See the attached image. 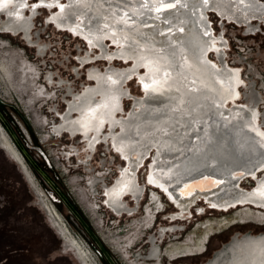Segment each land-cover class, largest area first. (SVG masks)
I'll return each instance as SVG.
<instances>
[{"label":"bare ground","instance_id":"bare-ground-1","mask_svg":"<svg viewBox=\"0 0 264 264\" xmlns=\"http://www.w3.org/2000/svg\"><path fill=\"white\" fill-rule=\"evenodd\" d=\"M60 1L65 2L60 9L65 22L58 20L57 24L65 23L66 31L84 40L86 48H95L92 59L111 47L113 52L108 57L112 61L132 63L131 68L126 65L94 76L95 86L87 90L98 87V93L79 109L80 116L85 114L75 126L88 133L98 121L99 131L109 130L112 147L120 155L118 159L113 151L118 160L115 172H119L122 162V170L128 164L129 168L137 169L135 182L143 189L141 196L145 185L150 187L149 191L159 193L155 199L149 194L154 207H147L146 215L164 204L170 207L169 211L160 210L165 222L160 223L156 237L155 233L147 237V243L151 237L159 241L165 236L162 225L180 223L178 219L191 215L189 208L199 206L196 203L200 201L220 214L247 205L264 210V132L259 127L256 110L245 107V103L238 104L242 99L238 89L240 86V91L244 89L245 81L226 65L223 52L214 47L217 42L214 37L225 39L221 33L215 34L209 21L210 13H214L235 26L247 27L251 21H258L260 26L264 23L260 22L264 19V2L54 0L57 4ZM47 19L46 23L56 27ZM0 31L11 35L1 25ZM210 54L216 55V62L210 59ZM128 81L140 88V98L130 94ZM123 98L133 102L129 111L123 110L126 101ZM60 100L64 107L66 102ZM61 111L64 114L66 107ZM107 123L109 127L104 128ZM99 144L105 146L103 142ZM140 167H144L141 184L137 176ZM242 180H253V187L245 188ZM112 181L115 179L106 185L112 186ZM140 195L131 198L129 193L123 194L121 201L130 209L123 210V215L133 216ZM100 196L101 206L113 212L105 193ZM159 252L157 247L156 262L165 256L164 253L160 258ZM205 264H264V233L234 237Z\"/></svg>","mask_w":264,"mask_h":264},{"label":"rangeland","instance_id":"rangeland-1","mask_svg":"<svg viewBox=\"0 0 264 264\" xmlns=\"http://www.w3.org/2000/svg\"><path fill=\"white\" fill-rule=\"evenodd\" d=\"M42 8L38 7L32 16L34 28L32 31L38 32L41 43L47 45L42 53L36 52L35 47L24 42L19 35H0V125L23 157L41 194L55 207L61 217V223L80 244V256L83 260L89 264H109L104 256L106 252L114 264H132L133 261L153 263L156 260H145L150 248L147 237L154 233V236H157V228L160 223L165 222L160 210L169 211L170 207L161 199L165 206L162 205L157 211L152 212L151 223L147 225L143 222L139 234L124 242L126 235L134 232V228H131L132 221L145 218V209L154 207V202H150L149 199L150 187L145 185L143 195L131 217L116 215L101 206L100 189L103 188V183L109 184L116 175L118 163L116 155L99 142L93 150L84 153L85 147H82L80 138L75 137L71 140L65 134L56 135L51 127L57 119L50 105L58 104V110H62L60 99L63 98L60 94L63 91L54 86L53 88L47 86V94H39L32 90L33 86L30 89L21 83L18 70L13 65L9 66L12 60L34 64L32 74L34 87L43 86L45 72L52 71L54 80H57L56 77H63L73 84L74 91L81 89L84 83L82 79L84 76L81 74L83 70L78 76H74L71 68L75 66L77 54L85 49L84 43L81 39L71 36L68 31L46 23L47 11ZM211 14L209 21L212 30L215 34L221 33L226 44L229 42L227 50L225 49L228 63L241 69L240 76L248 84L246 89L244 87L240 91L242 99L239 102L241 104L246 100L249 102L247 96L253 98L256 95L260 96L259 109L264 113V23L259 26V22L255 21L252 24L253 29L249 30L247 27L235 26L225 21L220 23V19ZM0 34L3 33L0 31ZM210 57L213 60L212 56ZM96 64L99 68L103 67L101 63ZM114 65L118 66V63ZM8 66L12 69L11 76L6 74V68L3 69ZM127 83L132 95L140 98V89L132 81ZM123 107L128 109L127 100ZM261 123L264 127V120ZM15 140L22 144V153L17 148ZM71 144L82 147L78 149V156L74 153L67 155L68 152H73L69 151ZM23 154L30 158L37 170L28 165ZM143 174L144 167H140L137 172L140 184ZM94 176L98 180L96 179L91 186L90 179ZM245 181L242 180L241 184L245 188H250L253 180ZM200 202L196 203L200 209L194 204L189 208L191 215L178 219L179 234L168 233L157 241L160 258L164 253L166 255L167 251H171L174 244H182L191 237H198L202 232L200 224L205 222L221 223V226L214 227L213 236L206 244L207 250L204 255L183 256L175 264H205L217 250L234 237L264 233V228L248 223L238 222L227 229L223 228L226 225L224 222L230 220V223H233L239 221L237 216L244 217L247 213L246 208H237L220 214L217 211L213 212L214 209L208 207L206 203ZM38 203L39 199L33 185L30 186L13 157L0 144V264H82L72 248H64L63 238L47 212ZM76 242L73 241V244L78 250ZM119 244H123L121 249L118 248ZM164 257H162L164 264H171L172 259L167 255Z\"/></svg>","mask_w":264,"mask_h":264},{"label":"flooded vegetation","instance_id":"flooded-vegetation-1","mask_svg":"<svg viewBox=\"0 0 264 264\" xmlns=\"http://www.w3.org/2000/svg\"><path fill=\"white\" fill-rule=\"evenodd\" d=\"M37 1V2H34ZM30 2V3H29ZM261 2V1H260ZM65 5L64 1H60L58 4L54 2V0H0V25L2 30H5L6 32H9L11 35H22V39L24 42L28 43V44H32L33 46H35V50L38 53H42L43 50L45 49V47H47V45L42 44L41 40H39V35L38 32H34V31H30L32 29V13L38 8V7H45L46 9V16H45V20L47 19V22H51L53 23L57 29H62V30H67L65 28V23H60L57 24L58 20H64V18L60 17L61 14V7H63ZM28 8L29 12H25L24 9ZM25 12V13H24ZM214 15V13H212ZM215 17H217L215 15ZM220 20L226 21L224 19L218 18ZM264 22V19L260 20V22ZM65 22V21H63ZM227 23H231L232 22H228ZM252 22V21H251ZM249 23V25H245L248 28L249 27H253L252 24L253 23ZM235 25V24H233ZM239 26V25H238ZM244 26V25H241ZM239 26V27H241ZM250 30V29H249ZM69 31V30H68ZM70 32V31H69ZM0 35H4V36H11L9 34H0ZM78 37V36H76ZM215 40H217V42L214 44V47L216 49H218V51L223 52L224 55V59H225V52L223 51V48H225L226 46V42L225 40H223L222 38H217L214 37ZM84 42V46L86 48L87 44ZM108 43H106L107 46ZM3 47V46H2ZM111 48V47H110ZM107 47L106 49V53L105 51H100L99 56L96 57L95 59H92L93 56H95V48H86V51H82L81 53L77 54L76 59V63L75 66H73L71 68V70L74 73V76H78L81 72V70H84V67L88 68V70L86 72H84V77L82 78L84 83H82L81 89L80 90H75L72 88L71 82H69L68 80L64 79L63 77H56L57 80H54L53 75L54 72L52 71H46L45 75H44V84L43 86H37L34 87V82H33V70H34V64L28 63L26 61L20 60V61H11V64L9 65L10 67H12V65L14 66V68H16L18 70L19 75L21 76V83H24L25 86H28L33 91H37V93L39 94H44L46 95L48 90L46 89L47 86H51L53 88V86L55 88L61 89V91H63L62 94H60V97L63 98V100L66 102V105L62 108L63 110H65L66 107V111L64 114H62V111L58 110V104H51L50 105V109L54 110V112L56 113V115L58 117H56L57 122H52V127L54 133H56V135H60V134H65V135H69L71 137H69L71 140H73V138H82V147L84 149V153H88L89 151L93 150L94 145L97 142H103L105 144V147L107 150L110 151H114L112 144H111V138L109 137L110 132L109 130L106 133V129L104 130V132L102 133V130L99 131V124L98 121L94 122L93 127L90 128L88 133H84L81 132L82 128H78L75 125H79V122H81V119H83V115L85 114L84 112L81 114L82 116H80L79 114V109H81L87 102H90L92 97L98 93V87L95 90H87V88L89 87H93L95 86V81H94V76L98 73L100 74H104L107 70L110 69H122L125 68L126 65L127 67L131 68L132 63H128V64H122V63H118V66H115L114 64L117 63V60H111L108 55L112 54V50ZM93 54V55H92ZM210 56H213V54H210ZM215 57V58H214ZM214 57H212V61L216 62V55L214 54ZM105 59V62H101ZM110 59V60H109ZM211 59V57H210ZM109 60V61H107ZM226 60V59H225ZM95 62V63H94ZM101 63V65H103L102 68H99L97 66L96 63ZM226 65L231 69V70H235L237 71V73L239 74V78H240V71L237 68V66H229L228 61L226 60ZM85 64V66H83ZM77 65H82L83 68L79 69L77 67ZM8 67H3V69L6 68V74L11 76L12 72H11V68ZM106 66H108L106 68ZM83 71L81 72V74L83 73ZM11 72V73H10ZM135 79V78H133ZM137 80V78H136ZM240 80V79H239ZM134 81V80H133ZM48 84H47V83ZM242 83V81L240 80V84ZM128 84V83H127ZM239 84V86H240ZM242 85H245V89L247 87V83H243ZM45 89H43V88ZM34 88V89H33ZM140 89V88H139ZM87 90V91H86ZM86 91V92H85ZM85 92V93H84ZM130 92V90H129ZM141 93V91H140ZM240 89H238V96H240ZM130 94L132 95V93L130 92ZM133 96V95H132ZM250 101L248 102L247 100L245 101L244 106L248 107V108H252L254 110H256L257 114H258V124L260 129L264 132V128L262 127V123L261 121L264 120V113L260 111V109L258 108L259 106V101H260V96L258 97L257 95L253 98V96H247ZM125 99V98H123ZM96 101H100V97L96 98ZM125 100H123L124 102ZM128 102V109H124V111H129L130 108L132 107V100L131 101H127ZM125 103V102H124ZM123 103V104H124ZM238 104H241V102H238ZM243 104V103H242ZM133 108V107H132ZM119 117V115H117V118ZM55 119V118H54ZM68 127H73L72 130L71 129H67ZM109 127V124H105V127ZM67 132V133H66ZM116 132L118 133V131L116 130ZM81 134V136H78L77 134ZM101 134V135H100ZM67 135V137H68ZM0 144L4 147V149L8 152H12V154H10L11 157H13V159L15 160V162L17 163V165L20 167L22 173H26L28 176L25 175V177L27 178L30 186L33 188L37 194V197L39 199V203L38 205L41 206L48 214V216L50 217L51 221L53 222V225L55 226L56 230L59 232V234L61 235V237L64 240V248L66 249H70L72 248L73 251L77 254L78 258L80 259V261H82V264H89L87 261L83 260L82 257L80 256V252H81V247L79 246L80 244L78 242H76V240L74 239V237H71V234L69 233L68 229L66 226H64L61 222V217L58 214L57 210L55 209L54 206H52V204L48 203L47 198L45 199V197L41 194L39 188L35 185V180L34 177L30 171V169L28 168V166H26L25 161L23 160V157L21 156V154L17 151V149L15 148V146L12 144L11 140L9 139L8 135L6 134L5 130L1 127L0 125ZM82 147H76L75 145L73 146L72 144L70 145V149L69 151H73L71 153H67V155H72V153L75 154V156H78V149L82 148ZM115 154H117V157L119 159L120 155L118 153H116L114 151ZM149 163L148 161H145ZM127 163V162H126ZM120 167L119 172L116 173L114 179L115 181L113 182L112 186L111 185H106L103 183V189L105 188V190L103 191L105 193V200L106 203L109 205V207L113 210V212H115L116 214H121V216H123L122 211L123 210H130L127 207H124V202L123 200L121 201V198L123 196L124 193H129L131 198H137L140 193H141V189L139 186L136 185L135 182V174L137 169H131L129 168L128 164L127 166L124 168V170H122L121 166H124V163L122 162V164L119 165ZM145 166V165H144ZM146 167V166H145ZM263 173V172H262ZM90 174V173H89ZM145 174H147V170L145 172ZM260 175V174H259ZM97 177L94 176L93 178L90 179V185L92 186L93 182L96 181ZM98 180V179H97ZM249 181V180H247ZM246 182V181H245ZM111 186V187H110ZM253 187V183L251 184L250 188ZM248 188V189H250ZM151 193V197L152 199H155L156 197L159 198V193H157L155 190L150 191ZM141 196V195H140ZM41 201V202H40ZM162 202V200H161ZM107 205V206H108ZM159 205H162V203H159ZM239 208H246L247 209V213L243 216H237V218H239V221L236 220V222L230 223V220H228L227 222H224L226 225L223 227L225 229L229 228V226H231L232 224H252L256 226H259L261 228H264V210L260 209V208H254L250 205L247 206H243V207H239ZM172 209V207H171ZM237 209V208H236ZM152 217H153V213L151 212H147V215L145 218L143 219H134L132 221V226L131 228H134V232L133 234H129L126 235L125 240H129V239H133V236L139 234V229L140 227L143 225V222L146 223L147 225H149L152 221ZM232 221V220H231ZM223 223V224H224ZM230 223V224H229ZM221 223L217 224V223H213V222H205L200 224L202 227V232L198 237H191L189 240L185 241V243L182 244H174L171 248V251H167L166 255L168 257L172 258L171 264H175L177 262L178 259H180L183 256H192V255H204V253L207 250V246L206 244L209 242L211 236H213V229L216 226V228H219L221 225ZM180 226L179 222H173V223H166L165 225H162V229L161 231L163 233H165V235H167V231L171 232L170 234H179V232L177 231L178 228ZM225 233V232H224ZM223 234V233H222ZM176 237V236H175ZM174 237V239H175ZM208 239V240H207ZM73 241L76 242V244H78V250L76 249V247L73 244ZM157 241H155L154 238H150L149 239V246L150 248L148 249L147 253H146V259L145 260H156L155 258L157 257V246H156ZM123 246V244H119L118 248L121 249V247ZM75 249L77 251H75ZM204 249V251H200ZM84 251V250H83ZM180 251H184V253H181ZM172 252V253H171ZM180 252V253H179ZM165 255V256H166ZM144 257V256H143ZM142 257V258H143ZM177 257V258H176ZM165 258V257H164ZM166 259V258H165ZM132 262V261H131ZM93 264V263H90ZM132 264H146V263H142L137 262V261H133ZM150 264H164L163 259L160 261V259L157 260V262H153Z\"/></svg>","mask_w":264,"mask_h":264},{"label":"trees","instance_id":"trees-1","mask_svg":"<svg viewBox=\"0 0 264 264\" xmlns=\"http://www.w3.org/2000/svg\"><path fill=\"white\" fill-rule=\"evenodd\" d=\"M3 124V123H2ZM4 125V124H3ZM15 142V144H16V146H17V148L20 150V152L22 153L23 152V148H22V144L18 141H14ZM24 155V158H25V160L27 161V163H28V165L30 166V167H32V168H34L35 170H37V168L34 166V164H33V162L30 160V158L28 157V156H26V154H23Z\"/></svg>","mask_w":264,"mask_h":264},{"label":"water","instance_id":"water-1","mask_svg":"<svg viewBox=\"0 0 264 264\" xmlns=\"http://www.w3.org/2000/svg\"><path fill=\"white\" fill-rule=\"evenodd\" d=\"M65 203L70 207V205H69L68 202L65 201ZM78 219H79V218H78ZM79 221H80V222L82 223V225L88 230V228H87L86 225L82 222V220L79 219ZM88 232H89V234L92 236V238L96 241V243L99 244V243L97 242L96 238L90 233L89 230H88ZM104 256H105V259L107 260V262H108L109 264H114V263L112 262V260L110 259V257L106 254V252H104Z\"/></svg>","mask_w":264,"mask_h":264}]
</instances>
